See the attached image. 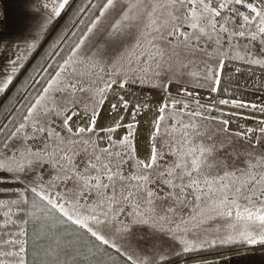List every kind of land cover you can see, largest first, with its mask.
<instances>
[{"label": "rangeland", "instance_id": "374dc122", "mask_svg": "<svg viewBox=\"0 0 264 264\" xmlns=\"http://www.w3.org/2000/svg\"><path fill=\"white\" fill-rule=\"evenodd\" d=\"M134 2L139 8L104 7L0 151V264L18 263L24 255L26 187L53 200L138 264L164 258L169 249L177 255L192 244L176 236L175 227L168 232L175 241L165 242L158 225L167 194L191 195L192 183L217 187L226 201H218L219 214L229 235L264 242V222L257 219L264 215L263 117L192 99L214 103L201 92L216 87L224 73L243 80L264 76L221 65L225 58L264 62L257 16L264 10L255 8V16L247 19H255V28L246 36L219 24L209 0H204L207 9L200 0ZM117 3L113 0L111 7ZM11 11L5 8L3 14L9 30L16 23ZM0 31L2 93L40 42L35 44L36 35ZM166 98L213 108V118L196 110V119L182 120L180 127L195 139L187 137L184 143L176 122L163 120L165 103H171ZM219 98L244 106L261 101L226 85Z\"/></svg>", "mask_w": 264, "mask_h": 264}, {"label": "trees", "instance_id": "16d2710c", "mask_svg": "<svg viewBox=\"0 0 264 264\" xmlns=\"http://www.w3.org/2000/svg\"><path fill=\"white\" fill-rule=\"evenodd\" d=\"M209 1L219 12V15H216L218 23L226 30L243 33L246 36L253 34L255 19L242 18L235 24L230 23L224 11L219 8L220 0ZM107 3L108 0H75L66 12L63 10L33 54L16 73L0 96V151L25 122L31 107L87 35L88 29ZM214 89L215 86L207 88L201 94L208 95L214 100ZM166 100L171 103H165L168 110H165V113L168 114H165L166 118L163 120L176 122L175 131L177 134L183 133L179 138L184 140V143L187 137L195 139L180 127L181 121L196 119V110L206 113L205 119L213 118L211 115L215 112V109L202 104H191L193 106L190 107L189 104L172 98ZM176 148L180 149L178 146ZM189 187L194 193L199 192L200 196L216 193L210 182L192 183ZM24 215V255L16 264H138L114 244L101 237L98 239L99 236L97 234L94 236L92 234L94 232L82 223H75L76 220L72 217L69 219L70 216L57 203L31 187L25 188ZM260 245H264V242H251L244 238L223 240L199 249L164 257L151 264H188Z\"/></svg>", "mask_w": 264, "mask_h": 264}, {"label": "crops", "instance_id": "0c3cea01", "mask_svg": "<svg viewBox=\"0 0 264 264\" xmlns=\"http://www.w3.org/2000/svg\"><path fill=\"white\" fill-rule=\"evenodd\" d=\"M69 1L71 0H66V2L65 0H53L50 3H44L42 0H0V18L2 17V21L0 22V28L3 29L4 31L2 32H4L7 35L10 34L36 35L38 36V41H35L36 42L35 44H37L41 41L43 36L52 28L53 24L61 14V8H65V6L70 3ZM134 1L136 0H127L125 2L123 0H120L119 2L118 0V3L116 5H113L112 7L107 6L106 8H134V7L139 8L140 3L137 4ZM61 4H63V7H60ZM5 8H11L12 10L11 12L15 13L12 18L13 22H16L13 23V27H12L14 28V33H11L12 28L9 30L10 27L7 26V24L9 23L5 21L6 18L3 15L5 13ZM17 13L25 14V17L23 16L15 17ZM17 22L19 24H17ZM26 25L31 26L32 29L29 30V28ZM23 26L25 27V31H23L24 30ZM19 29L21 30L17 31ZM236 60L237 61L239 60L240 62H246L250 65H255L257 67L259 66V68L253 66H247V65L244 66L242 64H238L235 62H225V61H223L221 65L225 67L230 66L233 68L249 70L254 74L258 73L264 75L263 61L249 60L245 57L237 58ZM225 75L226 74L224 73L222 76L218 77V81L214 89L215 91L214 97L218 100L216 102L221 103V101H224V100H220L219 97L221 96V87L223 85H226L228 87H235L248 91L255 97L257 96L261 98V101L258 103L257 102L254 103L253 101L251 102V105L248 106L243 105L242 107L239 104L233 102H227V101H226L227 103H223V104L264 112V76L258 78L255 76L251 80L249 79L243 80L241 78H237L231 75L229 76H225ZM5 90L3 92H5ZM3 92L1 93L0 91V96L3 94ZM252 99L254 100L255 98ZM262 119H264V117ZM12 154L17 155L18 151L16 153V150H14ZM5 176L7 177L8 174H5ZM0 181L2 182L3 180ZM1 186L2 185H0V187ZM189 186L190 184H188V187ZM10 188L13 189L14 187L10 186ZM213 188H217V187L214 186ZM187 189H190V187ZM23 190L24 189H21V191ZM172 193H176V191ZM179 194L180 195H173V196H168L169 194H167L165 199V203H166L165 213L163 215V218L162 216H160L163 220L160 219L162 221L158 225L161 231H164V234L162 235L164 236L165 242H167L168 238L169 241L171 240V238L172 239L174 238L173 234L168 233L169 229L171 230V227L172 230L173 227H175L176 232L174 231V233H176V236H179L181 238L184 237L186 238L185 240L186 242L190 240V242L192 243V244L190 243L191 244L190 246L183 248L184 251L199 249L208 246L213 242L237 239L235 235L228 234V232H230L229 226L227 224H223L220 219L219 213L221 211V205L218 201H224V202L226 201L224 199H221L217 194V192L210 194L208 196H205V194L200 196L199 192H195V193L193 192L191 193V195H185V196L183 195L182 192H180ZM224 206L229 207L234 205H231L230 203H226ZM233 209L235 211V206L233 207ZM225 232L226 234H223ZM242 238L248 239L251 242H260V241H252L251 239L245 236L240 237V239ZM173 240L175 241V238ZM198 245L200 247H198ZM115 246L118 247L117 245ZM121 250L123 252L125 251L123 249ZM183 250L181 249V251ZM175 253L176 252H173L171 249H169V250H165V252H163L162 255L168 257L175 255ZM16 263L17 262H11L8 260H6L5 262V264H16ZM188 264H264V245L251 247V248H242L240 251L231 252L226 256L194 261Z\"/></svg>", "mask_w": 264, "mask_h": 264}, {"label": "built area", "instance_id": "2783aa9c", "mask_svg": "<svg viewBox=\"0 0 264 264\" xmlns=\"http://www.w3.org/2000/svg\"><path fill=\"white\" fill-rule=\"evenodd\" d=\"M53 1V0H48ZM252 4L253 8H259L264 10V0H244L243 3H236L235 0H220L219 8L226 14V17L230 23H237L240 19L247 17V19H252L255 16L256 11L249 9L247 4ZM220 5H224L221 7ZM225 62H236V60L225 58ZM246 63V62H244ZM167 96L172 97L175 96L174 93L167 92ZM184 98L183 96H179ZM193 101L198 103H206V104H213L211 101L199 99V98H192ZM214 105V104H213Z\"/></svg>", "mask_w": 264, "mask_h": 264}, {"label": "snow or ice", "instance_id": "6c2138e0", "mask_svg": "<svg viewBox=\"0 0 264 264\" xmlns=\"http://www.w3.org/2000/svg\"><path fill=\"white\" fill-rule=\"evenodd\" d=\"M65 2H66V0H65ZM112 2H113V0H108V3H107V5H106V7L107 6H111L112 5ZM235 2L236 3H243L244 2V0H235ZM200 4L205 8V9H207L208 8V5L207 4H205L204 3V0H200ZM221 7H223L224 5H220ZM60 7H63V4H61L60 5ZM247 7L249 8V9H252L253 11L255 10L254 8H253V5L252 4H247ZM196 11V9H195V7H193V12H195ZM213 12H215V9H213ZM101 15H103V12L101 13ZM215 15H219V12H215ZM257 16L260 18V27H259V31L260 32H262V33H264V12H260V13H257ZM205 19H207V18H205ZM245 20H247V17H245ZM192 27H196V24L194 23L193 25H192ZM213 27H215V25H213ZM88 31L89 32H91L92 31V29L91 28H89L88 29ZM240 35H243V33H240ZM253 39H254V37H253ZM80 43H83V41H81ZM221 103H227L226 101H221ZM241 107L243 106V105H240ZM113 107L115 108V105H113ZM68 119H71V117H69ZM64 123L65 124H67L68 123V120L66 119L65 121H64ZM92 123L94 124L95 123V120L93 119L92 120ZM129 127H131V125H129ZM110 131L111 130H114V129H109ZM80 131H84L83 129H81ZM130 135H131V133H130ZM153 159V161L155 160V157H153L152 158ZM148 167H151L152 165L151 164H149V165H147ZM239 191V190H238ZM262 194H264V193H262ZM69 219H71V217H69ZM257 219H259L261 222H264V215H260V216H258L257 217ZM75 223H80V221L79 220H76L75 221ZM94 236L96 235V233H92ZM100 237H98V239H99Z\"/></svg>", "mask_w": 264, "mask_h": 264}, {"label": "bare ground", "instance_id": "6f19581e", "mask_svg": "<svg viewBox=\"0 0 264 264\" xmlns=\"http://www.w3.org/2000/svg\"><path fill=\"white\" fill-rule=\"evenodd\" d=\"M235 63L242 64L244 66L247 65V66H253V67L259 68V66L257 67L255 65H250L248 63H244V62H240V61H236ZM213 104L216 107H220V108H224V109H230V110H234V111H238V112H242V113H247V114H252V115L264 117V112H261V111H255V110L245 109V108H241V107L230 106V105H226V104L216 102V101Z\"/></svg>", "mask_w": 264, "mask_h": 264}, {"label": "water", "instance_id": "95a60500", "mask_svg": "<svg viewBox=\"0 0 264 264\" xmlns=\"http://www.w3.org/2000/svg\"><path fill=\"white\" fill-rule=\"evenodd\" d=\"M55 27V26H54ZM214 101H216V99H214Z\"/></svg>", "mask_w": 264, "mask_h": 264}, {"label": "clouds", "instance_id": "9594fccd", "mask_svg": "<svg viewBox=\"0 0 264 264\" xmlns=\"http://www.w3.org/2000/svg\"><path fill=\"white\" fill-rule=\"evenodd\" d=\"M217 100V99H216Z\"/></svg>", "mask_w": 264, "mask_h": 264}]
</instances>
